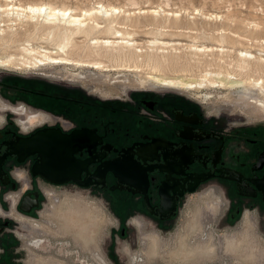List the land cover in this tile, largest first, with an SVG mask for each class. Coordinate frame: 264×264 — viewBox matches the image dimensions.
<instances>
[{"label": "flooded vegetation", "instance_id": "flooded-vegetation-1", "mask_svg": "<svg viewBox=\"0 0 264 264\" xmlns=\"http://www.w3.org/2000/svg\"><path fill=\"white\" fill-rule=\"evenodd\" d=\"M77 96L43 95L42 108L48 114L30 124L26 134L21 133L15 117L6 118V125L0 127V257L26 253V244L33 245L32 239L26 240L33 234L28 221L36 220L41 209L53 207L61 194L78 190L98 194L123 222L136 215L142 223L162 231L176 225L180 209L195 194L223 197V224L231 222L243 207L264 211L261 192L251 181L264 174V162L258 164L264 151L262 128L229 126L181 95L130 93L125 98L104 99L78 91ZM46 128L64 134L80 128L93 131V141L87 137L90 146L73 153L74 159L87 161L79 180L88 184H78V176L77 181L55 183L32 174V165L41 159L39 147L27 148L20 139ZM106 160L113 161L116 171L123 170L121 175L126 177L141 168L142 190L120 182L110 171L98 183L93 173ZM45 165L50 167L48 162ZM13 170H23L24 179H15ZM196 176L204 178L195 183ZM33 232L43 231L36 228ZM121 233L125 234L124 228ZM36 241L41 244L40 239ZM13 261L22 264L19 258Z\"/></svg>", "mask_w": 264, "mask_h": 264}, {"label": "bare ground", "instance_id": "bare-ground-1", "mask_svg": "<svg viewBox=\"0 0 264 264\" xmlns=\"http://www.w3.org/2000/svg\"><path fill=\"white\" fill-rule=\"evenodd\" d=\"M195 14L199 16V25L194 19H191V24L188 22L183 24L180 21V13L168 14L162 8L139 9L135 12L119 5L98 1L92 7L76 11L74 7L51 2L22 4L19 1L4 0L0 3V68L26 70L55 67L57 69L52 71L62 78L95 84L106 80L110 71L127 70L133 71L137 79L133 82L125 78L121 81L118 79L122 87L194 91L197 93L195 96H201L203 100L211 97L207 88H227L237 91L241 98L250 102L248 104L252 111L263 117L264 38L240 34L227 35L225 31H221L225 29L224 27L215 26L223 19V15L199 10ZM218 29L220 32L214 34L213 31L218 32ZM167 30L186 31L188 34L185 35L190 39L187 42L171 41L164 38L166 34L171 35ZM140 35L146 39L138 38ZM244 37L248 41L252 38L258 40L259 44H249L241 40ZM206 39L212 41L211 44L206 43ZM72 69L84 72L79 70L72 72ZM88 71H92V74ZM1 107L3 106L0 105ZM203 199L205 212L212 214L218 210V198L205 194ZM77 201L70 197L54 201L49 216L62 218L64 225H58L60 228L64 227V230L68 229H65L66 226L74 229L80 225L84 227V232H87L88 230H85L87 224L95 223L97 218L93 216V219L89 214L86 216L84 211H79V207L85 210L88 208L96 213L97 211L95 207ZM195 217L196 214H193L191 219L194 220ZM245 221L247 222L243 221V228L239 232L216 237L219 252H230L235 256L237 263L242 262V258L250 263L256 252H259L256 250L260 239L249 227V219L246 218ZM196 222L201 224L197 218ZM44 223L42 226L45 230L51 232L62 230L58 226L51 228L50 220ZM206 237H212L211 233ZM147 238L149 245L146 248ZM40 240L42 242V239ZM141 241L146 256L156 253V238L153 234L142 235ZM209 242L205 246L204 244L193 246L192 252L207 253L206 256L210 257L215 245L210 239ZM35 244L38 242L35 241ZM94 247L97 248L98 245L95 244ZM237 247L243 249L234 251ZM173 252L174 250L169 255L172 256ZM187 253L189 252L186 251ZM96 257L102 260L97 253ZM50 259L48 256L35 254L30 260L33 264H50ZM61 263L65 264L61 260H56L55 264Z\"/></svg>", "mask_w": 264, "mask_h": 264}, {"label": "rangeland", "instance_id": "rangeland-1", "mask_svg": "<svg viewBox=\"0 0 264 264\" xmlns=\"http://www.w3.org/2000/svg\"><path fill=\"white\" fill-rule=\"evenodd\" d=\"M13 1H19L22 4L28 2H51L52 4L74 7L76 11H80L82 8L86 9L92 7L96 5L98 1L119 5L127 10L135 12L139 9L162 8L168 14L171 12L180 13V21L183 24H187V22L191 24V19H194L198 21L196 23L198 25L200 24L198 20L199 16H197L195 12L199 10L205 13L210 12L223 15V19L218 21L215 26L219 25L224 27L225 29H221V31H225L224 33L227 35L232 34L233 36L240 34L242 36H256L258 39L264 38V0ZM3 2L4 0H0V3ZM193 15L196 17L192 18L191 16ZM211 26L213 27V25ZM206 27L208 28L209 26ZM167 31L168 33H171V35L166 34L164 35V38H168L171 41L187 42L190 39L185 35V33L188 34L186 31ZM219 32L220 29H218V32L217 30L216 32L213 31L214 34H218ZM139 33L142 34L140 31ZM138 38L146 39V37L142 35ZM244 38L241 40L247 41L249 44H259L258 40L252 38L248 41ZM211 42L212 41L206 39V43L211 44ZM52 69L57 68L54 67ZM52 69L45 67L26 70L0 68V105L3 106L0 109L4 110L0 111V115H3L5 119L10 117L21 118L9 109L17 108L19 104H23L25 106V113L22 118L25 121L31 118L30 124H32L36 120L40 119V116L42 118H46L48 112H45L42 108L44 104V101L42 102V96L50 94L52 96L57 95L61 97L64 95L78 98V91H85L93 96L104 99L125 98L126 96H129L130 93H143L147 95L152 93L166 95L173 94L186 96L194 100L206 111V114H211L221 118V120L228 123L229 126L248 125L251 128L260 127L264 130V116L260 117L259 114L254 113L248 104L250 102H247L245 98H241L239 93L234 90L209 87L206 90L211 93V97L203 100L201 96H195L197 93L194 91L188 92L186 90H176L172 88H146L137 86L122 87L120 84L121 82H119L122 79L125 78L126 80L132 82L137 79V75H134V73H132L133 71H110L108 72L109 77L106 80L95 84L86 81L73 80L66 77L62 78L60 75L54 74ZM77 70L79 69H72V72H76ZM79 71L84 72V70ZM88 72L92 74V71ZM36 112H39V114L41 113V115L35 114ZM207 195L219 199V208L216 212L212 214L205 212L206 208L204 206V197L199 198L195 194L188 201V203L180 209L176 225L166 231H162L156 229V227L149 223H142L136 215L127 217L125 222L119 220L117 214L113 213V211L109 209L108 205L98 194L89 193L86 190H78V193L61 194V200L65 197H70L74 198V200L85 203L88 206L95 207L97 213L92 212L93 210L88 208L85 210L81 207H79V211H84V214H87L86 216L89 214L93 219L94 217L95 219L97 218V221L95 223L90 222L87 224V227H85V230H88L87 232H84V227L81 226V228L80 225L78 228L75 227L74 229H69V227L66 226L65 229L68 228L66 231L63 229L64 227L61 226L62 228H60L58 225H64L62 218L59 219L54 215L49 216L52 212V206L50 204L49 209L45 208L40 210V216L37 217L36 220H29L27 223L31 230L29 228L28 229L31 231V234H33L28 236L26 240L30 241L32 239L33 245L31 243L26 244L28 247L27 252H19L16 256L3 257L4 254H2V257H0V264H15L16 262L13 261V259L16 260L18 258L21 260L20 263L22 264H31L32 261L30 259L35 254L50 256V264H55L56 260H61L65 264H264V211L259 212L256 209L243 207L239 210V212H237L231 222L223 224L220 221V213L226 208L223 197L219 194L210 192ZM50 202L52 203V200ZM85 211L91 212L85 213ZM193 214H196L194 220L191 219ZM196 218L197 220H200L201 224L196 222ZM246 218L249 219V227L256 234L258 239H260L258 242L259 246L256 250L259 252H256V256L254 255L256 258L254 257L252 262L248 263L244 258H242V262L237 263L235 256H233L230 252H219V242L216 237L225 233L232 234L239 232L241 228H243V221L244 223L247 222L245 221ZM46 220H50L52 223L50 224L52 225L51 228L58 226L59 229L62 230H60V232L45 230L42 224H45L44 221ZM183 221H186V223L184 224ZM66 225H68V222H66ZM193 227L197 228L191 229ZM199 227L201 228V231H199ZM36 228L39 230L41 229L43 232L39 234L33 232ZM123 228L125 230V234L122 235L121 229ZM71 229L74 231H70ZM75 229L78 230L75 231ZM210 233L212 237H206ZM75 234L79 236H76ZM144 234H153L156 238V253L149 256H146L143 253L144 246L141 239ZM39 238L42 239L41 244H35V241ZM209 239L211 243L213 242L215 245V249L210 257L209 255L206 256L207 253L202 254L201 252H192L194 247L198 245L203 246L202 244H204L205 246L206 243L209 244ZM95 244L98 245L97 248L94 247ZM148 245L149 238L146 239L145 247L147 248ZM179 245H181V247ZM242 247L244 248V246ZM242 247H237L234 251H240V249H243ZM173 250L174 252L172 253V256L174 255V257L169 255V253ZM186 251L189 253L186 254ZM96 253L103 261L96 257ZM177 255L178 257H181V259L178 258ZM189 258H191V260H189Z\"/></svg>", "mask_w": 264, "mask_h": 264}, {"label": "water", "instance_id": "water-1", "mask_svg": "<svg viewBox=\"0 0 264 264\" xmlns=\"http://www.w3.org/2000/svg\"><path fill=\"white\" fill-rule=\"evenodd\" d=\"M58 132V130L54 131V129L46 128L38 130L34 134L20 139V143L27 148H31L35 144L39 147L38 153L40 154L41 159L32 165V174H38L55 183L65 182L68 180L77 181L78 176V184H88L86 181L79 180V175L82 170L81 168L87 161L81 162L80 160L74 159L73 153L82 146H90L89 141H87V137H90L93 141V131L86 128H80L74 129L66 134ZM93 144L94 143L92 142V145ZM44 156L47 158L46 161H43ZM139 157L144 158L145 156L139 154ZM47 162L50 164V167L45 165ZM263 162L264 151L261 152L258 157V164L260 165ZM107 171L115 173L120 182H127L129 185L135 186L137 191H141L143 184L145 183V178L142 180L141 168H137L136 171H132L129 177L122 176L121 174L123 170L121 172L116 171L113 161L110 160L102 161L94 171L93 175L98 183L103 182L104 175ZM203 178L204 177L202 176H196L194 177V181L197 183ZM231 178L237 179L236 177ZM251 181L261 192V199L264 203V174L261 177L251 179ZM189 189L191 190L192 187H189ZM166 190V187L162 189L164 193ZM249 195L253 196L255 194L250 193ZM167 208H169V205L165 209Z\"/></svg>", "mask_w": 264, "mask_h": 264}, {"label": "clouds", "instance_id": "clouds-1", "mask_svg": "<svg viewBox=\"0 0 264 264\" xmlns=\"http://www.w3.org/2000/svg\"><path fill=\"white\" fill-rule=\"evenodd\" d=\"M10 111L14 112L15 114H17L18 117L21 118H17L14 122L17 124V126L20 128L21 133H27L30 130V123H31V118H29L27 121H25L22 117L25 113V106L23 104H19V106L17 108H13V109H9ZM0 111H4L3 109H0ZM6 125V119L3 115H0V127H4ZM13 175L14 178L17 179L18 181H21L24 179V176L26 175V173L23 170L17 171V170H13ZM25 186L23 190H26ZM6 199L8 197H5ZM7 215V214H5Z\"/></svg>", "mask_w": 264, "mask_h": 264}]
</instances>
